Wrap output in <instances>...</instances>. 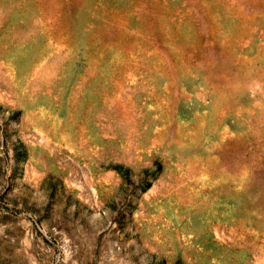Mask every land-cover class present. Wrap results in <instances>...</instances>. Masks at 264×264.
I'll return each mask as SVG.
<instances>
[{
  "label": "rangeland",
  "instance_id": "rangeland-1",
  "mask_svg": "<svg viewBox=\"0 0 264 264\" xmlns=\"http://www.w3.org/2000/svg\"><path fill=\"white\" fill-rule=\"evenodd\" d=\"M0 264H264V0H0Z\"/></svg>",
  "mask_w": 264,
  "mask_h": 264
}]
</instances>
